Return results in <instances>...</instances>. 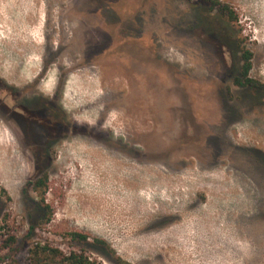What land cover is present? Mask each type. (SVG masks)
I'll return each mask as SVG.
<instances>
[{"label":"rangeland","instance_id":"obj_1","mask_svg":"<svg viewBox=\"0 0 264 264\" xmlns=\"http://www.w3.org/2000/svg\"><path fill=\"white\" fill-rule=\"evenodd\" d=\"M220 1L229 40L199 0H0V239L17 235L0 264L38 240L104 264H264V99L228 46L264 83V0Z\"/></svg>","mask_w":264,"mask_h":264},{"label":"trees","instance_id":"obj_2","mask_svg":"<svg viewBox=\"0 0 264 264\" xmlns=\"http://www.w3.org/2000/svg\"><path fill=\"white\" fill-rule=\"evenodd\" d=\"M195 1V0H189ZM209 4L210 10L217 11L218 15L221 17L220 21L212 20L207 18L208 23H210L209 27H212L216 35H221L222 39H228V31H227V24H232L233 21H236L237 15L230 7L228 3L221 2L220 0H199ZM231 39V38H230ZM233 52L232 56L236 58V64L234 68V84L240 87L241 89H249L254 91V96L257 98L264 99V83L254 79L250 76V71L252 69V52L249 49L238 50L236 52L235 47L233 45H228ZM240 53V55H238ZM32 186V190L36 192L37 196L39 197V202H37L38 207H47L45 205V195L46 189L48 185V175H43L37 177L35 180L30 182ZM44 218L46 222H50L51 214L46 212L44 213ZM47 215V216H46ZM6 228L5 225H1L0 229ZM37 229V224L35 221L30 225V228L27 232L29 237L35 234V230ZM72 237L76 240H81L88 242L89 236L79 232H73ZM17 243V235L14 233H9L7 237L4 239H0V254L4 252H11L14 250V246ZM94 244L99 245L102 249L110 248L108 243L100 238L94 239ZM110 251L113 253V249L110 248ZM6 257H1L0 260H5ZM118 264H132L121 257H117ZM16 264H104L101 260L92 255L88 254L86 251H64L59 246H56L49 241H34L30 248L28 249L27 256L22 257V260H14ZM12 264V263H9Z\"/></svg>","mask_w":264,"mask_h":264},{"label":"flooded vegetation","instance_id":"obj_3","mask_svg":"<svg viewBox=\"0 0 264 264\" xmlns=\"http://www.w3.org/2000/svg\"><path fill=\"white\" fill-rule=\"evenodd\" d=\"M1 90V89H0Z\"/></svg>","mask_w":264,"mask_h":264}]
</instances>
